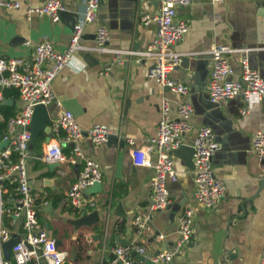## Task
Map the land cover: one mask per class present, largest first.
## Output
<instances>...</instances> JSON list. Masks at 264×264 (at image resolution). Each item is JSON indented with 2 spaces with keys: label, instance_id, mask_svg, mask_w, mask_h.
Here are the masks:
<instances>
[{
  "label": "crops",
  "instance_id": "crops-1",
  "mask_svg": "<svg viewBox=\"0 0 264 264\" xmlns=\"http://www.w3.org/2000/svg\"><path fill=\"white\" fill-rule=\"evenodd\" d=\"M47 1L31 0L34 5ZM61 1L66 9L57 22L48 15L28 19L23 0L20 8L0 7V57L29 58L43 41L64 52L86 7L84 0ZM159 7V0H101L96 19L85 24L80 40L85 48L76 52L74 64L55 77L53 91L60 104L40 108L31 125L36 135L29 148L28 173L41 227L61 241L59 248L67 252L63 264H108L116 247L144 246L148 256L170 249L180 237V214L193 206L195 233L190 242L171 263L157 264H260L264 162L253 152L252 140L258 131L264 132V97L254 95L244 101L239 96L213 104L208 84L210 51L220 43L241 49L230 57L233 73L229 79L242 78L245 55L264 78V0H193L178 8L177 18L186 20L189 30L173 46L184 57L171 76L190 87L185 95L173 93L149 76L150 58L123 55L120 63L113 52L96 48L98 28L106 26L110 30L108 48L146 51L156 35V24H145L142 16L155 14ZM106 66H110L108 74L103 73ZM164 97L173 101L172 118L178 115V103L195 106L184 145L194 147L203 125L215 131L219 147L212 159L213 170L226 190L212 208L197 203L195 168L174 152L177 178L170 181L171 207L150 211L155 170L135 166L131 150L157 135ZM23 106L16 90L6 92L0 107V130L5 129L8 114L15 115ZM64 111H71L85 131L106 124L117 132V139L101 144L92 142L87 133L81 140L84 153L100 164L103 173L101 185L83 190L81 206L73 204L70 189L83 168L82 159L52 169L55 163L44 159L48 145L57 138L51 123ZM47 116L49 122H45ZM73 146L62 144V149L70 154ZM151 155L157 159L156 150ZM94 211L99 220L77 230L72 221ZM147 214L150 220L140 229L135 218ZM12 233L19 237L22 230L12 227ZM132 259L134 264H147L137 251L132 252Z\"/></svg>",
  "mask_w": 264,
  "mask_h": 264
},
{
  "label": "built area",
  "instance_id": "built-area-1",
  "mask_svg": "<svg viewBox=\"0 0 264 264\" xmlns=\"http://www.w3.org/2000/svg\"><path fill=\"white\" fill-rule=\"evenodd\" d=\"M26 2L28 19L33 16L48 15L53 21L61 19V11L65 5L61 0H48L42 5H34L31 0ZM160 7L155 14L145 13L142 20L145 24H156V35L146 51L110 49L107 42L110 30L106 26L98 28L96 48L101 51H111L114 59L123 62V55L130 57H148L152 60L149 76L160 85L167 87L176 94H188L190 87L171 76L178 66L184 53L176 51L173 46L187 34L189 24L184 19L177 18L179 7L188 6L193 0H159ZM228 0H212L224 2ZM101 0H84L85 13L74 27L71 41L64 52L57 51L50 41H43L35 48L31 57H0V107L5 101L6 92L14 89L24 102V106L6 121L4 130H0V145L8 141L7 146L0 147V264H63L67 252L61 250L57 240L50 232L41 227L38 218V206L33 195L28 173L29 148L33 139L31 125L38 105L49 106L60 104L53 91V81L58 73L76 60V52L83 50L80 40L85 24L97 16ZM22 0H0V7L6 9L20 8ZM231 43H220L211 49L212 68L210 72L208 91L213 102H223L241 96L249 101L254 95L264 97V78L250 64L249 57L241 59L242 78L229 79L233 73L230 61L231 55L239 51ZM249 50V49H243ZM51 61L52 65L47 66ZM110 66L103 73L108 74ZM173 101L164 97L161 106V117L156 136L147 139L141 147L132 148L133 163L137 167H151L155 170L152 178V201L150 211L165 210L171 203L170 181L177 178L174 152L184 145L183 136L192 129L190 119L195 113L191 102L178 103V115L170 116ZM246 112V109L242 110ZM52 129L57 135L45 152L44 159L49 163L62 164L76 162L82 159L83 168L77 181L70 189L72 202L82 205V192L93 184L102 181L100 164L84 153L81 140L87 133L92 142L105 143L111 135L116 134L106 124H95L85 131L77 122L71 111L52 121ZM64 133V134H62ZM130 143L134 141L129 139ZM63 145L73 144V150L67 154ZM219 144L213 128L209 125L200 127L195 141V199L200 206L212 208L223 197L226 190L224 181L217 177L213 170V156ZM156 150L157 159L152 158ZM252 150L264 162V132L258 131L252 140ZM150 220V215H138L135 224L144 229ZM12 227H20L22 234L14 237ZM180 237L168 250L148 256L144 246L116 247L115 257L108 264H134L132 252L137 251L145 257V261L171 263L173 257L190 242L195 233V208L187 207L179 216ZM17 241L11 247L10 257L5 254V245L11 239ZM260 264H264V249Z\"/></svg>",
  "mask_w": 264,
  "mask_h": 264
},
{
  "label": "water",
  "instance_id": "water-1",
  "mask_svg": "<svg viewBox=\"0 0 264 264\" xmlns=\"http://www.w3.org/2000/svg\"><path fill=\"white\" fill-rule=\"evenodd\" d=\"M154 1H158V0H154ZM63 13H64V11H61V13H60L61 16H62ZM212 103L213 104H220V102H213V101H212ZM47 107L48 106H45V105H38L36 107L35 115H34L32 124L35 123V120H36V117H37L39 109L40 108L47 109ZM50 120H49V117L47 116L45 122H49ZM31 130H32V133H33V139H35L36 132H35V130L33 128H31ZM116 136L117 135H111L109 137V140L117 139ZM33 139H32V141H33ZM7 144H8V141H5L4 143H2L0 145V147L7 146ZM175 154H177V155H179L181 157H184L186 159V161H187V164L195 168L194 159H193L194 154H195L194 147L187 146V145H182L181 147H179L178 149L175 150ZM57 165L58 164H52L50 166V168L52 169V168L56 167ZM99 184L101 185L102 182H97V183L93 184L91 187H96ZM91 187H89V188H91ZM89 188H87V189H89ZM176 206H177V208H179L181 206V204H176ZM170 207H171V205H170ZM98 220H99V214H98L97 211H94L92 213H89L87 215H84V216L72 221V223L75 225L76 229L78 230V228L81 227L82 225H91V223L93 221H98ZM16 241H17V239L13 238L8 243H6V245H5V254H6L7 258L10 257V249H11V247L14 245V243ZM59 243H61V241L59 239H57V244L59 245ZM147 264H154V263H152L150 261H147Z\"/></svg>",
  "mask_w": 264,
  "mask_h": 264
},
{
  "label": "trees",
  "instance_id": "trees-1",
  "mask_svg": "<svg viewBox=\"0 0 264 264\" xmlns=\"http://www.w3.org/2000/svg\"><path fill=\"white\" fill-rule=\"evenodd\" d=\"M11 116H13V115L12 114H8L7 119L10 118Z\"/></svg>",
  "mask_w": 264,
  "mask_h": 264
}]
</instances>
